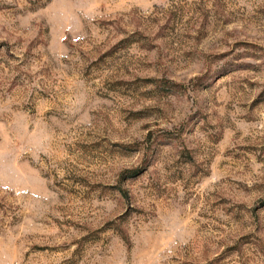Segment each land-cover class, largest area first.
<instances>
[{"label":"rangeland","instance_id":"374dc122","mask_svg":"<svg viewBox=\"0 0 264 264\" xmlns=\"http://www.w3.org/2000/svg\"><path fill=\"white\" fill-rule=\"evenodd\" d=\"M0 264H264V0H0Z\"/></svg>","mask_w":264,"mask_h":264}]
</instances>
